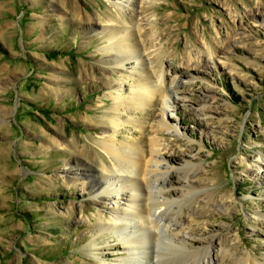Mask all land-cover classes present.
Returning a JSON list of instances; mask_svg holds the SVG:
<instances>
[{
  "label": "rangeland",
  "instance_id": "obj_1",
  "mask_svg": "<svg viewBox=\"0 0 264 264\" xmlns=\"http://www.w3.org/2000/svg\"><path fill=\"white\" fill-rule=\"evenodd\" d=\"M59 1L0 0V264L115 260L117 237L95 228L96 213H107L114 201H89L84 174L107 158L96 140L111 134L109 93L115 84L124 96L130 91L133 60L111 74L100 69L114 62L102 63L105 39L86 32V17L99 28V15H111L121 29L131 13L123 10L120 17L110 4L116 0H64L60 20ZM141 6L135 20L144 33L134 41L150 38L143 18L154 20L165 43V73L179 81L176 100L170 95L164 116L157 93L142 110L125 111L120 118L129 124L117 129L116 139L147 150L158 121L176 126L175 133L157 135L169 166L194 156L204 167L199 179L232 198L229 214L193 207L187 231L224 226L216 234L227 233L238 254L263 262L264 180L253 161L264 156V0H146ZM206 41L218 58L183 70L181 54L198 58ZM203 96L212 99L205 111ZM251 167L255 171L246 174ZM220 247L217 240L211 249ZM115 250L117 256L125 251Z\"/></svg>",
  "mask_w": 264,
  "mask_h": 264
},
{
  "label": "bare ground",
  "instance_id": "obj_2",
  "mask_svg": "<svg viewBox=\"0 0 264 264\" xmlns=\"http://www.w3.org/2000/svg\"><path fill=\"white\" fill-rule=\"evenodd\" d=\"M63 1L60 0L56 7L60 20H63L66 12ZM145 2L146 0L110 2L113 8L119 11L120 17L124 15L123 10H129L131 13L127 16H130L128 19L131 21L125 20V15L123 16L121 22L124 26L121 29V25H116L111 15L105 17L99 15L101 17L97 23L99 28L92 26L93 20L86 17V32L96 33L105 39V45L100 48L102 59L105 60L102 63L110 65L111 61L114 62V66L108 68L99 66L100 69L111 74L116 69L124 67V62L133 60L131 78L135 82L130 91L124 96L119 93L121 86L115 84L112 86L113 92L109 93L112 98L110 108L112 116L108 119L107 128L111 129V134L96 140L107 158H102L98 166L86 170L84 174L86 175L84 185L90 194L89 201L96 199L101 205L109 197L114 201L113 206L107 209V213L99 211L95 217L97 220L95 228L99 233H112L117 237V245L111 246L116 253L115 260L111 264H175L176 262V264H221L226 258L229 259V264H264V260L258 261L244 252L238 254L236 246L230 243L227 233L216 234L220 229H224V226H220L217 232L204 233L198 227L194 231H187L189 221H194L195 216L191 213L193 207L199 209L205 205L213 214L216 212L229 214L228 206L232 198L222 192L213 191L211 186L205 184L206 182L203 183L204 178L199 179V175L204 174V167L193 163L194 156L182 154L184 163L178 168L169 166V160L164 159V150L167 148L163 147L164 144L162 146L157 135L160 130L165 133H175L176 126H168L164 120L158 121L159 128H153L152 135L147 139V150L139 144L116 139L117 129L128 123L127 120L122 121L120 118L125 111L142 110L153 94L157 93L160 100L159 114L164 116V106L170 95L171 99L176 100L174 95L179 81L175 77H167L165 73L163 63L167 53L163 45L165 43L160 42L163 38L162 34L156 33L154 28L155 21L150 17L143 18L151 29L150 38L148 35L146 40L142 38L134 41V36L141 38L144 33L139 28L135 15L139 6L144 10L141 5ZM73 12L76 13L74 10ZM207 43V41L204 43L206 45L203 49L197 48L200 53L198 58L190 56L189 52L181 54L179 64L184 67L183 70H190L194 65H206L209 62L213 64L214 58H218V52ZM148 47L152 50L146 52ZM173 58L170 57L172 61ZM210 99L203 98L202 111L208 109L206 105L212 100ZM179 100L180 103L183 101V99ZM62 143L61 140L59 145ZM72 147L76 148L75 144ZM253 163L255 170L258 172L261 170L263 177L261 179L264 180V156L255 159ZM255 170L251 167L244 172L250 175ZM173 171H177L178 175L170 178L169 174ZM77 175L83 176L78 173ZM174 184L178 187L175 188ZM85 219L89 221L87 217ZM187 233L191 235L188 238L183 236ZM192 234H199L198 238L195 239ZM217 240L220 241L221 249L214 252L211 248ZM92 242L95 243V238H92ZM119 248L125 250L122 256H117L115 249ZM211 250L213 254L210 257ZM98 259L100 260L98 264H109L105 261V256Z\"/></svg>",
  "mask_w": 264,
  "mask_h": 264
}]
</instances>
